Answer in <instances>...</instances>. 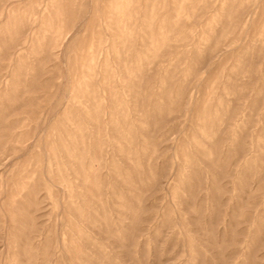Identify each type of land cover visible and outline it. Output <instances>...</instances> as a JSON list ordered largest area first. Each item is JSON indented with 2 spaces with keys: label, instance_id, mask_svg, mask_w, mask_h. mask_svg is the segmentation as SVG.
Returning <instances> with one entry per match:
<instances>
[{
  "label": "rangeland",
  "instance_id": "1",
  "mask_svg": "<svg viewBox=\"0 0 264 264\" xmlns=\"http://www.w3.org/2000/svg\"><path fill=\"white\" fill-rule=\"evenodd\" d=\"M0 264H264V0H0Z\"/></svg>",
  "mask_w": 264,
  "mask_h": 264
}]
</instances>
